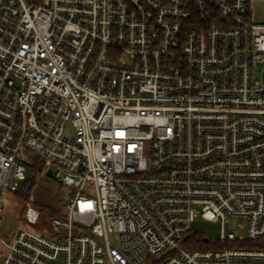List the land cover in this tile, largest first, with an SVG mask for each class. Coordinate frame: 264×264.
<instances>
[{"label": "built area", "instance_id": "built-area-1", "mask_svg": "<svg viewBox=\"0 0 264 264\" xmlns=\"http://www.w3.org/2000/svg\"><path fill=\"white\" fill-rule=\"evenodd\" d=\"M256 1L0 0V264H264ZM34 168L64 210L21 195Z\"/></svg>", "mask_w": 264, "mask_h": 264}, {"label": "rangeland", "instance_id": "rangeland-1", "mask_svg": "<svg viewBox=\"0 0 264 264\" xmlns=\"http://www.w3.org/2000/svg\"><path fill=\"white\" fill-rule=\"evenodd\" d=\"M255 18L264 19V1H256L253 5ZM33 159H38L36 155H32ZM45 165V164H44ZM69 189L59 185L53 178L46 173H40L36 176V184L31 192V196L21 194L24 198L31 199L36 203L48 207L51 210H64L63 202L68 196ZM16 199V198H15ZM6 197L3 207V224L0 234L9 239L13 237L17 230L22 227V202L18 199ZM21 203V204H20ZM244 219H232L230 227L238 229L240 224H244ZM193 232L202 233L209 238L211 243H217L222 233V225L220 221L203 219L197 217L191 225Z\"/></svg>", "mask_w": 264, "mask_h": 264}, {"label": "trees", "instance_id": "trees-1", "mask_svg": "<svg viewBox=\"0 0 264 264\" xmlns=\"http://www.w3.org/2000/svg\"><path fill=\"white\" fill-rule=\"evenodd\" d=\"M34 160V167L36 168V166L40 165V167L43 166L41 160L39 159H33ZM34 168V169H35ZM36 176H37V170L35 169L33 174L31 175L29 181L27 182V184L25 185L24 188H22V193L28 196H31V192L33 190V188L35 187L36 184ZM193 241L194 244L192 245V247H200V248H210L212 247V245L210 244V242H207L204 235L203 234H195L193 235Z\"/></svg>", "mask_w": 264, "mask_h": 264}, {"label": "water", "instance_id": "water-1", "mask_svg": "<svg viewBox=\"0 0 264 264\" xmlns=\"http://www.w3.org/2000/svg\"><path fill=\"white\" fill-rule=\"evenodd\" d=\"M51 172V170H49V173Z\"/></svg>", "mask_w": 264, "mask_h": 264}]
</instances>
